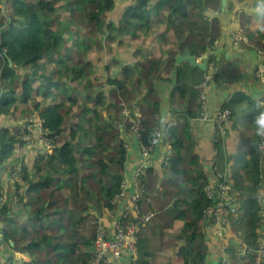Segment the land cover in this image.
Listing matches in <instances>:
<instances>
[{
	"label": "trees",
	"instance_id": "obj_1",
	"mask_svg": "<svg viewBox=\"0 0 264 264\" xmlns=\"http://www.w3.org/2000/svg\"><path fill=\"white\" fill-rule=\"evenodd\" d=\"M239 1L240 6L235 0L230 2L227 11L222 0H0V13L4 6L11 15L0 20V57L4 63L0 71V175L2 168L11 174L18 171L16 180L10 182L8 198L0 201V246L9 244L14 252L44 247L46 258L35 260L38 264H91L97 231L103 229L93 213L114 212L119 208L116 223L136 221L122 216L136 191L132 176L142 159L143 147L153 146L152 155L157 156L156 151L160 154L170 145L165 171H156L152 166L138 178L141 214L153 213L152 220L158 218L156 226L148 230L150 234L146 230L152 220H139V264H171L170 257L156 252L159 245L155 237L159 241L158 232L172 227L179 219L185 224L178 237L185 240L181 264H216L224 253L227 264H255L260 234L264 230L263 205L259 198L260 193L264 194V157L259 151L261 134L252 142L250 163L243 167V173L233 167L232 181H229L222 154L223 134L216 123L205 122L214 125L211 145L214 159L206 170L189 122L204 123L201 85L209 69L216 66V58L213 56V66L205 70L190 61L176 64L178 54L201 57L219 40L233 47L237 33H232L231 28L237 22L238 33L242 34L239 45L253 52L257 64L261 63L264 68V0ZM207 10H215L219 16L209 20L205 16ZM154 15L173 32L174 49L165 64L149 56L133 67H122L121 78L107 81L116 86L113 95L117 98L110 107L118 109V115L111 116L109 122L101 111L107 102L106 93H92L89 63H85L87 52L92 44H102L105 40L127 45L129 38L133 41L140 36L139 32L146 33L152 28ZM83 21L87 25L86 34L75 42L80 57L71 64L73 40L68 36L73 27L79 30L78 24ZM16 68L26 70L21 84ZM162 72L171 77L164 78ZM210 76L207 101L209 92L220 82L218 75ZM6 78L9 83L4 85ZM66 79L86 88L87 103L91 102V107L87 103L81 105L79 96L75 97L72 90L66 96L60 92L68 83ZM172 82L178 93L177 104L183 109V117L177 124L166 121L163 111L168 99L164 91ZM129 83L136 89L135 93L143 95L138 104L142 114L140 135L132 131L134 108H130V115H124L126 105L134 96L128 91ZM56 91L69 101V110L78 106L76 117L79 118L71 125L67 140L59 145L71 112H65L62 103L56 109L51 105L38 109L39 98L47 99ZM30 101L35 102L32 110L41 112V116L37 114L41 119H33L34 122H42L44 135L55 144L51 153L40 154L45 147L39 144L43 133L37 127L33 132L34 145H29L25 138L30 133L26 121L14 123L12 119L17 116V104ZM221 109L231 110L233 117L236 114L234 98L217 112ZM251 112L249 127L264 128L261 123L264 107L257 104ZM180 121L184 124L182 128L178 127ZM80 133L84 141L77 140ZM21 149L28 150L32 168L25 164L16 168L17 153ZM34 171L40 176L38 179L32 177ZM223 182L232 185L231 192L219 188ZM211 186L214 193L209 189ZM24 192L29 197H37V201L24 202ZM17 204L26 209L24 226H19L16 220ZM153 228H156L154 236ZM232 240L235 241L232 251H226ZM241 243L247 249L243 256ZM221 264L225 263L221 261Z\"/></svg>",
	"mask_w": 264,
	"mask_h": 264
},
{
	"label": "crops",
	"instance_id": "obj_2",
	"mask_svg": "<svg viewBox=\"0 0 264 264\" xmlns=\"http://www.w3.org/2000/svg\"><path fill=\"white\" fill-rule=\"evenodd\" d=\"M234 0H227V5L229 7V3L233 2ZM237 1V5L240 6L241 3L239 0ZM227 7V8H228ZM10 13L5 10L3 6V11L0 13V20L7 18ZM205 16L209 18V20H212L214 17L219 16L218 12H214L213 10H209L207 13L205 12ZM156 18V17H155ZM157 24L153 23V26L151 29L147 30L146 33L139 32L140 36H137L135 38L136 40H140L139 44H136L135 42H132V45H134L135 48L132 50V55L129 57L131 63L128 65L133 67L134 64L137 62L143 61L146 57H153L156 59L162 60L163 64H165V61H167L170 56L169 53L174 49V41L173 38L175 36L173 35L172 31H169L165 24H161V20L158 19L156 21ZM237 22H234L232 24V33L234 29H238ZM155 34L156 38L151 40V43L149 39H147L146 36L149 34ZM128 40L131 42L132 40ZM124 50V49H123ZM131 50V49H130ZM176 51V50H175ZM207 55V66L214 64L212 60L213 56L216 58V66L211 67L208 71V73H214L215 75H218V81L219 84L215 85V89L209 92L208 97V113L209 114H215L219 108L222 107L223 104H226L227 102H230L234 98V107L236 109V114L232 117V121L229 124V128L227 131V134L224 135V143H223V155L225 156V161L227 163L226 165V178L229 181H232V175L230 172H232L233 167H238L237 169L239 172L243 173V167L248 165L251 160V149L253 148L252 142L255 139L256 135H260L263 131V128L255 129L249 127V124L252 120V112L254 106L257 104H260L261 101L264 100V81L257 76V70L260 68V63L257 64V61L255 60L256 56L253 52H251L248 49H245L242 47V45H239L238 48L233 46L229 47L227 45L226 41L219 40L216 42L213 47H211L210 51L205 54ZM205 55L201 57H195L197 62L203 63L205 61ZM178 56L182 57H191V56H184L183 54H178L176 57V64ZM118 64V61H115ZM120 65V64H119ZM4 66L3 59L0 57V71L2 70ZM17 69V75H18V81L22 82L24 78V73L26 70L24 69ZM163 71V68L161 69ZM120 73V77L122 76V72ZM162 75L164 78L171 77V74L168 75V73L162 72ZM136 81V79H135ZM173 81V80H172ZM4 85H7L9 83V79H5L2 82ZM173 85V86H172ZM169 89H165V95L168 98L166 101V106L164 107V119L166 121H169L171 124H177L179 121V118L183 117V109L182 106L178 105V93L175 91L174 83L169 86ZM63 87L62 89H64ZM128 91H131V87ZM18 90V88H17ZM210 90V89H209ZM146 91V90H145ZM172 91V92H171ZM244 91L248 92L249 98L248 101H245V95ZM4 92V90H2ZM57 98H59L60 94H58V91H56ZM7 93V92H6ZM239 95V97H236ZM66 96V95H65ZM63 98L60 97V99H57L55 101H52L50 104L55 109L57 108V105L61 104V100ZM65 99V97H64ZM175 101V104L172 102ZM87 103V102H86ZM85 104L84 101L81 102V105ZM88 106H91V103H87ZM18 105V111L17 116H12V119H14V123L21 122L22 120H25L24 117V110L23 108ZM246 107V108H244ZM248 109V110H247ZM248 111L247 115L244 116L245 111ZM211 112V113H210ZM214 112V113H212ZM243 114V115H242ZM79 118L76 117L75 121H77ZM74 121V122H75ZM201 121V120H200ZM73 122V123H74ZM203 122V121H202ZM191 124V131L192 135L195 140V147L197 152L199 153L202 161L206 164V170L210 169V164L213 157L214 149L212 148V140H213V134L214 132V125L209 123H201L197 120H192L189 122ZM183 122L180 121V124H178L179 128L183 127ZM68 133H65L67 136ZM60 144V143H59ZM62 144V143H61ZM157 156H155V159H160L162 156V153L164 150L160 151V154L158 151H156ZM27 155L28 158L25 156ZM17 156H19L18 164L17 165H27L28 167L31 166L32 159L30 158V155H28V150H19L17 153ZM139 163V162H138ZM242 163V164H241ZM264 163V161H263ZM264 165V164H263ZM262 166V164H261ZM33 167V166H32ZM30 167V168H32ZM264 167V166H263ZM17 168V167H16ZM153 168L156 171H162L165 168L163 167V164L161 161L155 162ZM224 174V173H223ZM32 177L34 179H38L40 176L36 174L34 171L32 174ZM12 182V174L8 172V169H1V175H0V187H2L3 192L5 193V196L8 198V191L11 189L10 186ZM8 190V191H7ZM26 193V197L24 202L29 201L33 199V201H37V197L30 196ZM65 195L66 191L63 192ZM263 193V192H262ZM264 195V194H263ZM4 199V200H5ZM17 202V199L15 200ZM22 205V204H21ZM18 205L15 206V212H16V220L18 222L19 226L25 225V220L27 218L26 209L24 206ZM118 210L119 208L114 211H106L102 214L95 211L93 214L96 218L99 220V225H102L103 228L106 229H112L114 225H116L117 217H118ZM86 216V214H84ZM158 223V218L155 217L150 224L148 225V229L146 232L150 234L149 229L156 226ZM89 223H87L88 226ZM184 221L179 219L176 220L172 227L164 228L163 230H160L159 235H161V238L158 241V238L155 237L156 244L158 243V247L156 249L157 253H160L162 255H165L167 257H170L171 264H181L183 261L182 253H181V247L185 244V240L178 237L181 235L182 230L184 229ZM154 231H152L153 236L156 234V228H153ZM143 232V231H142ZM222 240V239H221ZM1 245V244H0ZM45 248L39 247L35 251L31 252H14L11 247L6 244H3L0 246V264H38L35 260L38 258H43L42 260H45ZM139 259V258H138ZM228 257L224 253L222 258L220 260L216 261V264L220 263L221 261L225 262L227 261ZM43 264V263H40ZM45 264V263H44ZM107 264H139V261L134 262L131 259V256L126 255L123 256L121 263L116 262L113 259H110Z\"/></svg>",
	"mask_w": 264,
	"mask_h": 264
},
{
	"label": "built area",
	"instance_id": "obj_3",
	"mask_svg": "<svg viewBox=\"0 0 264 264\" xmlns=\"http://www.w3.org/2000/svg\"><path fill=\"white\" fill-rule=\"evenodd\" d=\"M241 38H242V34L235 35V44H239ZM258 76L261 77L262 80L264 79V68L262 65H260ZM210 79H211V76L209 74L205 75V81L201 85V89H202L201 99H202L203 108H204V112L201 116V120L203 122L216 123L219 126V129L222 132V134L225 135L226 131L228 130L229 124L231 122L232 112L229 109H221L213 116L208 113V102H207L206 93L209 88ZM261 105L264 106V100L261 102ZM135 114L136 115L132 120L133 121L132 131L133 133L140 135L142 114L138 110L135 111ZM124 115L128 116L130 115V113L124 112ZM42 127H43L42 123L38 125V130L41 133H43ZM28 130L30 131V133L26 135L25 138L28 139L29 145H34L35 138H34L33 132L36 130V127L33 124H28ZM39 144L45 147L43 152L40 151V154H44L46 152L51 153L55 145L53 140L46 137V135L41 136V138L39 139ZM166 147H167V150H164V154H162L161 158L158 160L155 159V155L154 156L152 155V153H154L153 146L143 147L142 159L139 161L138 165L136 166V169L132 176V180L135 184L136 191L131 198V201L127 207L126 212L122 216L123 218L132 217L136 221L117 222L116 225L111 230H107L104 228L98 229L97 234H96V239L94 242L95 254H94V258L91 264H107L110 259H113L116 262L121 263L123 256H126V255L131 256L132 261L134 262L138 261V258H139L138 240H139V234L141 232V226H140L139 220H145L149 222L154 217L153 213L146 214L145 216L141 214V211L138 205V201L141 198V192H140V188L138 185L139 184L138 178L142 173L145 172L146 169L154 166L155 162L157 161H161V163L164 165L163 167L167 168L169 164V159H170V145H166ZM259 151L262 152L263 157H264V130L261 133ZM17 172L18 171L12 174L13 182L18 177ZM219 188L222 189L224 192L229 193L232 190V185L228 182H223V184H221ZM209 189L213 190L214 187L211 186V188ZM124 192L120 195L122 199L124 198L123 195H125ZM213 193H214V190H213ZM259 198L261 199V204L263 205L262 215H263V221H264V195L263 193L259 194ZM233 202L234 200L230 196V203H233ZM223 223L224 225H228V222L224 221ZM260 235H261L260 236V247L257 249L255 253V264H264V230L261 231ZM241 249H242L241 256H243L247 253V249H246V246L242 245V243H241ZM224 263L227 264L226 261Z\"/></svg>",
	"mask_w": 264,
	"mask_h": 264
},
{
	"label": "rangeland",
	"instance_id": "obj_4",
	"mask_svg": "<svg viewBox=\"0 0 264 264\" xmlns=\"http://www.w3.org/2000/svg\"><path fill=\"white\" fill-rule=\"evenodd\" d=\"M227 7H228V5H227ZM122 8H120V9H122ZM208 11L209 10H207L206 13ZM213 11L217 12L215 10H213ZM61 13H62V17L66 18L65 17L66 15L64 14V12H61ZM255 17H257V16H254V18ZM158 19H159V17L154 15L153 18H152V23L157 24L156 21H158ZM78 26H79V30H77L76 27H73L72 30H71L72 31L71 34L68 36L69 39L71 38L73 40L72 44H70L71 48L73 50L72 54L70 55L72 57V59H71V61L69 63H71V64H74V62L80 57V56L77 55V52H76L77 51V46H76L75 42L78 41V39H81V37H84L85 34H86V31H87L86 30L87 29L86 21L79 22ZM77 32H78V34L81 35L80 37L77 36V34H76ZM233 32L237 33L236 35H240L241 34V33H238L239 32V28L238 29H234ZM146 37H147V39H149L150 43H151L152 39L156 38L154 33L151 34V35L149 34ZM135 41H137V42H135ZM89 42L92 44L91 41H89ZM132 42H135L136 44H139L140 40L139 39L138 40L133 39V41H131V42L129 40H127V42H126L127 45H124V46H121L117 42L116 43H109L107 40L103 41L102 44L94 43L91 46V50H89L87 52V56L85 57V63H87V64L89 63L88 71H90V73H91L89 75V79L93 82V85H94L93 86V90H92L93 95H96L95 93H99V92H105L106 93L107 102H106L105 107H102L101 111L103 112V115L106 116L105 118L109 122L112 121L111 116L118 115L116 113V111L118 112V109L110 107V104L113 103L116 100V98H117L116 96L113 95V92L116 89V86H112L110 84H107V81L109 79H114V78L120 77V73L118 74V72L119 71L121 72V68L125 67L126 65L131 63L129 57L132 55V50L135 49V48H133L135 46L132 45ZM234 46L238 48L239 44H235L234 43ZM210 49L211 48H209V51H210ZM115 61H118V64ZM23 73L25 74L26 72H23ZM66 82H68V83H67L66 87L64 88L65 90L61 89L60 92L63 93L64 95H67L69 90H72V92L75 95V97L79 96V98H78V99H80L79 102L81 103V102L84 101V103L86 104V102H88L87 101V98H88V93L87 92L88 91L86 90V88L85 87L83 88V86H80L75 81H72L73 84L70 82L71 83L70 84L69 81H67V79H66ZM129 84L130 85H128V87L129 86L131 87V92H132V94L134 96L132 97V99H130L129 105H126V106H128L127 108H125L126 110L124 109V112H126V113H130V111H131L130 108H132V107L134 108V111L139 110L138 109V104L141 102L140 100L143 97V95H140V93H135V92H137L136 89L133 87V85H131V83H129ZM56 93L57 92H54L47 99H42L40 97L39 98L40 99V103H39L38 109H44L52 101L60 99L61 95H59L60 97L57 98ZM244 95H245V101H248V98H249L248 92L244 91ZM60 102L66 107L65 112H67V111L71 112L70 117L67 118L68 119V123L65 125V129L66 130L59 137V143L61 144L65 140H67V138L69 137L70 130L72 128L71 125H73V122L76 119V111L78 110L77 109L78 106L73 107L72 110H69V101L68 100L62 99ZM34 103L35 102H33V101L32 102L30 101L28 104H20L19 103L20 107L27 111L26 114H23L26 119L22 120V121L36 119V118L41 119L40 118L41 112L35 113L32 110V108H34ZM89 107H91V106H89ZM244 108H246V107H244ZM38 109L36 108L35 111H37ZM247 110L245 112H243L244 116L247 115V113H248ZM33 113H35L36 115L39 114L40 116L39 115H38V117L34 116ZM120 113L123 114V110ZM90 115L91 114H89L88 116H90ZM116 118H118V117L116 116ZM65 133H68L67 136L65 135ZM77 140H83L84 141V135H82V133H80L78 135V139ZM59 143H58V145H59ZM82 147H83L84 150H86V151L88 150L87 147H85V146H82ZM19 167H20V165H17V168H19ZM8 193H9V191H8Z\"/></svg>",
	"mask_w": 264,
	"mask_h": 264
},
{
	"label": "water",
	"instance_id": "obj_5",
	"mask_svg": "<svg viewBox=\"0 0 264 264\" xmlns=\"http://www.w3.org/2000/svg\"><path fill=\"white\" fill-rule=\"evenodd\" d=\"M227 0H222V6L223 8H225L227 11H228V8H227ZM207 55H205V61L203 63H199L197 62L196 58L194 56H191V57H182V56H178L177 58V63H181L183 61H190L194 66H198L199 68L205 70L207 68ZM235 244V241H231L230 243V247H229V252L232 251L233 249V246ZM220 264V263H218Z\"/></svg>",
	"mask_w": 264,
	"mask_h": 264
},
{
	"label": "clouds",
	"instance_id": "obj_6",
	"mask_svg": "<svg viewBox=\"0 0 264 264\" xmlns=\"http://www.w3.org/2000/svg\"><path fill=\"white\" fill-rule=\"evenodd\" d=\"M8 17L11 18V15L9 14ZM8 17H7V18H8ZM260 65H261V63H260ZM260 65H259V66H260ZM258 71H259V69L257 70V76H258ZM207 74L210 75L211 73H207ZM207 74H206V75H207ZM258 77H259V76H258ZM259 78H261V77H259ZM263 81H264V79H263ZM208 89H209V88H208ZM206 97H207V93H206ZM207 102H208V101H207ZM261 102H262V101H261ZM261 102H260V106L264 107L263 105H261ZM138 111H139V110H138ZM230 111H231V110H230ZM215 114H216V113H215ZM210 115H211V114H210ZM36 116H37V115H36ZM231 121H232V117H231ZM31 122H32V123H31ZM34 123H35L36 125H35ZM41 123H42V122H40V123L34 122L33 119H31V120H26V124H27V126H28V124H33L35 127L38 128V125H40ZM261 123H264V121H261ZM37 128H36V129H37ZM228 128H229V127H228ZM263 130H264V128H263ZM227 131H228V130H227ZM227 131H226V134H227ZM261 133H262V132H261ZM226 134H225V135H226ZM43 135H44V133H43ZM223 136H224V135H223ZM12 182H13V181H12ZM5 198H6L5 193H4L3 190H2V197L0 198V201L3 202ZM235 207H236L235 205H232V208H235ZM232 241H233V240H232ZM226 247H227L226 251L229 250V247H230V246L228 247V245H227ZM222 262H223V261H222ZM223 263H224V262H223Z\"/></svg>",
	"mask_w": 264,
	"mask_h": 264
}]
</instances>
